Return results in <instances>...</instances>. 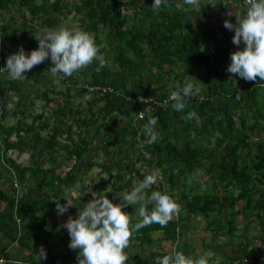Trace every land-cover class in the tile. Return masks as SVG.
Wrapping results in <instances>:
<instances>
[{"label": "trees", "instance_id": "16d2710c", "mask_svg": "<svg viewBox=\"0 0 264 264\" xmlns=\"http://www.w3.org/2000/svg\"><path fill=\"white\" fill-rule=\"evenodd\" d=\"M228 1L216 0L215 7L221 8V14L229 8ZM235 1L240 2V17H243L247 6L244 0ZM179 2L183 3L167 0L157 13L152 8L154 0H0L3 62L21 46L30 55L39 46L34 34L59 29L73 12L77 13V28L93 35L105 60L104 66L94 61L70 77L51 76L50 58L26 72L25 81L32 77L45 86L51 82V91H59L54 89L53 79L59 77L66 84L67 90L59 92L62 106L53 108L52 114L42 122L47 131L35 127L37 114L25 112L26 96L22 94L26 91L21 93L17 86L19 80L10 79L7 71L1 76V165L16 174L21 192L16 189L17 182L12 176L6 188L0 186V262L7 260L4 256L8 248L15 245L29 256L24 260L11 256L10 260L16 264H77L79 250L71 249L69 244L68 253L60 258L52 248L46 251V259H42L39 249L44 246L33 247L32 243L38 240L45 226L49 229L58 224L60 214L56 211V201L67 203L63 198L66 184L75 181L85 185L89 174L111 170L103 164L95 169L99 156L88 157L94 144L100 141L98 149H104V156L111 164L116 161L119 171L114 174L110 187L103 180L97 181L94 175V185L90 189L86 185L87 191L80 189L83 199H91L92 192L113 199L116 191H127L120 169L122 165L133 168L135 156L147 166V175L159 174L158 184L148 190L149 194L151 191L167 193L180 205L179 218H173L167 226L152 224L134 231L129 243L132 249L129 252L128 247L125 249L127 256L131 253L133 259V252L139 255L140 264H156L157 257L176 251L198 258L195 246L187 244L183 236L187 223L201 216L205 229L210 231L209 241L201 244L208 264H264V81L232 77L226 70L231 53L245 45L232 42L234 29L209 25L213 8L209 0H200L201 9L196 10L189 5L178 6ZM121 8L125 10L123 15ZM194 11L201 17L195 18ZM5 12L8 17L4 16ZM101 34L107 36L105 41L100 38ZM105 51L111 55L105 56ZM180 68L184 69L179 71ZM198 69L205 70V74ZM184 76L194 85L199 84V96L186 97L182 111L172 109L173 101L165 107L160 105L170 92L178 90L177 85L184 86ZM78 79H83V83ZM92 85H110L119 95L91 92L87 87ZM45 86L38 96L50 102ZM85 93L91 97L82 107L78 98ZM136 94L152 96L153 108L146 111L145 103L126 100V96ZM11 96L14 110L9 105ZM33 104L34 100L28 106ZM140 111L144 112L143 119L138 116ZM192 111L199 117V123L195 118L185 119ZM9 113L14 115L12 124H9ZM150 117L158 120L154 129L158 138L155 143L146 144L148 137L143 126ZM26 118L32 121L25 127ZM29 133L31 138H27ZM62 135L64 139H60ZM111 143L113 148L109 146ZM15 148L34 150L30 154L34 164L20 165L12 156ZM57 152L73 161L64 176L58 172ZM46 157L48 165L44 166L40 160ZM51 163L56 166L52 167ZM34 165L37 166L34 168ZM204 176L205 187L200 188L199 180ZM28 178L34 182L32 188ZM4 182L3 179L0 184ZM25 186L27 192L23 190ZM148 207L151 210L153 205ZM130 215L134 225L139 217L135 210ZM236 233L237 241L234 240ZM221 235L227 238L220 241ZM255 239L261 244L256 250L251 248ZM157 240H169L173 247L162 251ZM55 257L61 262L57 263Z\"/></svg>", "mask_w": 264, "mask_h": 264}, {"label": "clouds", "instance_id": "9594fccd", "mask_svg": "<svg viewBox=\"0 0 264 264\" xmlns=\"http://www.w3.org/2000/svg\"><path fill=\"white\" fill-rule=\"evenodd\" d=\"M247 9L243 17L236 16V23L230 20L224 22V27L235 31L232 42L243 48L231 53V63L226 69L247 81H264V0H245ZM186 5L198 7L200 0H184ZM167 0H154L152 8L155 12L166 5ZM213 7L217 5L216 0H209ZM123 15L125 10L120 9ZM39 46L27 54L23 48L11 54L7 58L6 70L9 78L22 81L27 71L34 66L51 59L49 74L53 77L62 73L70 77L77 71L89 66L94 61H99L104 66L105 60L99 54L93 37L87 32L80 30H69L59 28L56 30L36 32L34 34ZM177 91L171 92L169 99L173 101L172 109L182 111L186 107L185 98L198 97L200 89L191 81H186L183 87L177 85ZM141 102H146L141 97ZM141 119L143 115L141 114ZM196 119L199 117L192 111L188 112L185 119ZM157 118L150 117L143 126V132L148 137L144 143L152 144L157 140L155 126ZM158 173L146 175L142 181L134 183L130 191H125L117 196L122 197L121 203H114L106 196L92 192V198L83 209L78 212V217L69 216L62 227L68 230L70 235L69 247L79 250L77 264H126L128 256L125 249L129 246L130 238L134 231L141 228L158 224L161 227L173 219L180 212V205L167 193L151 191L149 189L157 182ZM81 184L78 182L69 189H65L64 199L67 203L61 204L56 201V211L63 215L74 204L72 200L79 199ZM127 205H134L139 220L134 225L129 213L123 209ZM149 205H153L149 210ZM39 255L46 259L47 254L43 247L39 249ZM156 264H208L206 255L193 259L186 256L182 251H176L171 255L156 258Z\"/></svg>", "mask_w": 264, "mask_h": 264}, {"label": "rangeland", "instance_id": "374dc122", "mask_svg": "<svg viewBox=\"0 0 264 264\" xmlns=\"http://www.w3.org/2000/svg\"><path fill=\"white\" fill-rule=\"evenodd\" d=\"M74 1L75 2H78L79 0H74ZM123 1H126V0H123ZM182 1H183V3H180L179 2V4L178 3L177 4H178V6H181L183 4V7H185L186 4L184 3V0H182ZM239 3L240 2L235 1V0H229L228 1L229 8H227V10L224 12L225 14H221V12H222L221 8H219V7L218 8L213 7L211 9V11H210L211 18H209L210 19V24L209 25L212 24V25H215V26H222V27H224V22L226 20H230L232 23L235 24L236 23V16H239L240 17V14H241V10L239 8ZM193 8L195 10L196 9H201L200 5L198 7H193ZM230 11H231V13H229ZM192 14L195 16V18H200L201 17V15L198 12H196V11H194ZM8 15L9 14L7 12L4 13V16L5 17H8ZM225 15H226L227 18L224 17ZM222 17H223V19L221 20ZM77 18H78L77 17V13L76 12H73L72 14H70L67 17V19L63 22V25H61L60 28H67L69 30H79V28H77V26L79 25V21H78ZM190 20L191 21L194 20V17H192V19H190ZM20 27H22L23 29L26 28L25 25H20ZM43 32H45V31H43ZM217 33H218V35L220 34L218 30H217ZM231 33H233V32L231 31L230 34ZM228 34L229 33L227 32L226 35L228 36ZM90 35L93 37L92 34H90ZM100 38H102V41H105L106 40L105 38H107V36L101 34L100 35ZM102 45H104L103 42H102L101 46ZM104 55L108 57L111 54L109 53V51H105ZM50 61H51V59H50ZM115 67H117V66H115ZM183 69L184 68H180L179 71H182ZM81 70H79V71H81ZM5 71H7V70H5ZM79 71H77L76 73H79ZM197 71L201 72L202 75L205 74V70H203V69H201V70L198 69ZM59 75H60L59 77H64V75L62 73H60ZM59 77L57 79H53V82H54L56 88H58L57 90H59V91H52L51 93H49L50 98H53L54 99V102L52 101L53 102V106H54V107H52V109L53 108H57L58 105H59V107H60V105L62 106L63 103H61V101H60L61 100L60 99L61 96L59 95V92L60 91L61 92H63V91L65 92V89L67 90L66 84ZM187 78H188L187 76H184L182 78V81L183 82H186L187 81ZM191 78L193 80H195V82L198 81V78L196 76H192ZM78 80L81 81L80 84L83 83L82 82L83 79H78ZM28 81H30L29 84H28V86L34 87V84H35L34 79L31 78ZM28 81L26 82V84L28 83ZM174 81L176 83L179 82V80L177 78H175ZM22 82L25 83V79L22 80V81H19V83H20L21 86L23 85ZM198 85L199 84H195L196 87H198ZM42 86H45V83H42L41 80H39L38 81V84L36 86V89H35L36 93L39 94V95H41L40 92H39V89H40L41 92L43 90V87ZM24 87H25L24 85L21 87V93H22ZM73 89H74V87L72 86L71 87V90H73ZM73 92H75V90L72 91V93ZM23 93H24V91H23ZM22 95L26 96V94H22ZM90 97H91L90 94L85 93L83 95H80L79 98H78V100H80L82 102V105L86 106L85 105L87 103L86 100L88 98H90ZM11 100L12 99H10V101ZM25 104H26V102H25ZM46 104L47 103L45 101H43L39 97L35 101V105H36L35 108L36 109L27 105L25 107L27 109L25 112L28 113V114H37L38 115V118H40L39 116H41V118L38 119L35 122V127L36 128H39V129H42V130L46 129V131H47L48 129L45 128V127H43L42 122H43V120H44L45 117L50 116L52 114V112H51L52 109H46L45 108ZM41 108L43 109V112L42 113H41V111H37V109H41ZM13 109H15L14 106H13ZM13 117H14V115L11 114V113H9L8 119H9L10 122L14 119ZM61 118L62 117H59V119H61ZM26 119H28V122H29L28 125H29L32 120H31V118H26ZM31 137H32V135H31V133H29V136L27 138H31ZM73 137L76 138L77 137L76 134H73ZM64 138H65L64 135H62L60 137V139H64ZM99 145H100V141L99 142L97 141L94 144V146L92 147L93 148V152L92 153H89L88 154V157L91 158V157H94V156H97V155L99 156L97 158V161L99 162V164L95 165V167H96L95 169H97V168L100 169L101 166L104 165L105 168H109L111 170H108V172H106V171H104L102 169V170H100V173L99 174H96V173H94L93 175L92 174H89L86 177V183H85V185L84 184H81V186H82L81 187V190H83V191L84 190L87 191L88 189H90L91 186L94 185V183L96 182V181H92V180H94V178H93L94 175H95V178H96L97 181L98 180H103V181L107 182L109 184V187H110V185L112 184L110 182L113 181L114 174L119 171L117 169L118 164L117 163L116 164L114 163L116 161H114L111 164V161H108V159H106V157L104 156V153H103V150L104 149H98ZM109 146H110V148H113L114 147L113 146V143L109 144ZM125 151H126V149H125ZM33 152H34V150H32L31 153H33ZM60 152H57V158H56L57 160L56 161L59 162L57 165L60 166L59 169H58V172L62 176H64L65 173H66V170L72 165L73 161H72V159H69V158L67 159L64 156L58 154ZM31 153H28L24 149L23 150L16 149V152L15 153L12 152V156H13V158L15 160H17L18 163H20V165H22V164H24V165L34 164V162H32L33 159H31V155H30ZM133 159H134V162L132 164V167L135 168V169H138V170H135L133 168L128 169V168L124 167L125 165H122V168L120 169V171H122L124 173V176H125L124 181H122V182H123V184L126 187H128V190L127 191H130L132 189L134 183L139 182V181H142L144 179V177L148 174L147 166L142 161H137V159L135 158V156H133ZM40 161H41V163L44 166H47L48 165L47 157L44 160L42 159ZM1 164H3V163H2V160L0 159V169H1V172H2V175H0V182H2L3 179L5 180L4 184L1 183L0 186L3 187V188H6V185H8V182H7L8 178L12 176V178H13V180L15 182V180H16V174L9 173L8 171H6V169ZM43 165H39L40 168H42ZM51 165H52V167L56 166L53 163H51ZM36 166L37 165H34L33 167L35 168ZM79 170H80V167H79ZM128 170H130V171H128ZM150 174H152V173H150ZM30 178L27 179V182L30 183L29 186L31 187V186H34V182ZM158 179H159V174H158ZM158 179H157V182L155 184H158ZM205 180H206V176L200 177V180H199V186H200V188H204L205 187V185L203 184V182ZM16 182H17L16 189L19 188V190L21 192L20 183L17 180H16ZM72 183L75 185L77 182L71 181L70 183L66 184V188L67 189L71 188L73 186ZM86 185L88 186V189H87V186ZM84 186H86V187H84ZM23 190H24V192H27L28 191V187L25 186L23 188ZM122 192H125V191H116L117 194H120ZM83 196H84V194H82L80 192L79 199H75V198L69 197V199L72 200V203L74 205L72 207H70L66 213H64L63 215H59V217H58V219H59L58 224L57 223H54V225H51L49 229H48L47 226H45V228H44L41 236L38 238V240L36 242H33L32 243V246L33 247H37L38 246V248H40L41 246H44L43 248L45 249V251L53 248L52 250H53V252L56 253V255L58 256V258H60V256L62 254L68 253V251H66V247H67V244H70V235L68 233V230L66 228L62 227V225L67 221V219L69 218V216H72L73 218H77L78 217L79 210L80 209H83V207L86 205V203L90 200V198L83 199ZM111 200H113L114 203H121L122 197H119V196L116 195ZM2 206H4V203H1V207ZM126 208L127 207H125L123 210L126 211V212H128L129 215H130V213H131L132 210H135V206L134 205H131L128 210ZM180 214H181V212H179L178 215H174L173 218H179ZM193 223H195L194 226L192 225ZM187 224H188V227L184 231L183 239L185 240V242L187 244H193L195 246V253L198 256H201L202 255V250H201L202 247H201V244L203 242H208L209 241V239H210L209 238L210 231H208V230L205 229V221H204V219L201 216H197L194 220L189 221ZM45 232L47 233L46 236H44L45 235ZM157 234H159V233H154V235H157ZM237 234L238 233H236L235 236H234V240L235 241L239 240V236ZM226 238H227L226 235H221V237L219 238V240L222 241V240H224ZM156 243L157 244H161L160 250H162V251H167V250H169L170 248L173 247L172 246V243L169 240H165V241L157 240ZM46 245H47V247H46ZM130 246L131 245L128 246L127 252L131 251L132 246L131 247ZM260 247H261L260 242L255 239L254 240V244L251 245V248H254V250H256V248H260ZM16 248L17 247L15 245L10 246L8 248V250H7V252H6L5 256H4L5 258H7V260H5L4 262H2V264H16L15 262H12L10 260L11 256H13V255H14V257H16L18 259H21V260H24L25 258H28L29 257L27 255V253H28L27 251H23V250L21 251V250H18ZM154 248L157 249L158 247L157 246H154ZM145 253H147V252H145ZM130 255H131V253H129V255H128V260H127L126 264H140L141 258H140L139 255L136 256L135 253L133 252V257H134L133 259L130 257ZM34 257H40V256L39 255H36ZM34 257H32V258L34 259ZM51 258H52V256H51ZM55 258L57 260V263L58 262H61V260H58L57 257H55ZM72 259H74V258H72Z\"/></svg>", "mask_w": 264, "mask_h": 264}, {"label": "built area", "instance_id": "2783aa9c", "mask_svg": "<svg viewBox=\"0 0 264 264\" xmlns=\"http://www.w3.org/2000/svg\"><path fill=\"white\" fill-rule=\"evenodd\" d=\"M243 4L245 6H247L245 0H244ZM5 66H6V63L3 62V59H2L1 54H0V78L4 74V72H6ZM87 89L91 92H99L100 94H104V93L113 94L114 93L115 95H119V92L115 91L114 88L110 85H92V86H88ZM170 94H171V92L165 98H163L159 104L164 106V107L167 106L168 103L171 102V100L169 99ZM141 97L145 98L146 102H141V99H140ZM126 100L130 101L131 103H145V110L146 111H150L153 108V101L154 100H153L152 96H147V95H143V94H136L134 96L128 95V96H126ZM1 105H2V102L0 99V107H1ZM141 114L143 115L144 112L143 111L138 112L139 117H141Z\"/></svg>", "mask_w": 264, "mask_h": 264}, {"label": "crops", "instance_id": "0c3cea01", "mask_svg": "<svg viewBox=\"0 0 264 264\" xmlns=\"http://www.w3.org/2000/svg\"><path fill=\"white\" fill-rule=\"evenodd\" d=\"M6 77V76H5ZM32 77H30L29 79H31ZM28 79V80H29ZM35 81V80H34ZM26 82H27V80L25 81V83H24V90L23 91H26V97H25V99L23 100V103H24V105H29L30 103H32L33 102V100H34V104L32 105V107L33 108H35V101L37 100V98H39V94H37L36 93V91H35V89H36V86H37V82L35 81V84H34V87H31V86H28V84H29V82L30 81H28V83L26 84ZM50 84H51V82H47V84H46V90H45V92H46V94H47V96H48V98H49V100H50V102H46L47 104H46V106H45V108L46 109H52V107H54L53 106V102H54V99L53 98H50V96H49V93H51L52 91L49 89V86H50ZM17 86H19L20 88L22 87L21 85H20V83H19V81H17ZM43 87V86H42ZM54 89L55 90H57L58 88H56V86L54 85ZM44 91V88H43V90H42V92ZM39 92H40V94L42 93L41 91H40V89H39ZM13 95H15L16 97L18 96V94H13ZM12 95V96H13ZM12 96L10 97V99H12ZM23 99V98H22ZM44 101V100H43ZM53 101V102H52ZM25 102H26V104H25ZM12 102L10 101L9 102V105H10V108L12 109V110H14L13 109V104H11ZM24 105H22V106H24ZM42 105V104H41ZM83 107H84V105H82ZM36 109V108H35ZM37 111H41V113L43 112V109L41 108V109H37ZM51 111V110H50ZM40 118H41V116H39ZM40 118H38V119H40ZM14 120V119H13ZM13 120L10 122L9 121V124H12L13 123ZM29 122L27 121L26 122V124H25V127L27 126V124H28ZM12 137L13 138H15V134H14V132H13V134H12ZM16 149H18V148H15L12 152L13 153H15L16 152ZM24 150H26L28 153H31L32 151H30V150H27V148H25ZM30 151V152H29ZM12 246V245H11ZM2 262H4V261H2ZM2 262H0L1 264H2ZM12 262H14V260H12Z\"/></svg>", "mask_w": 264, "mask_h": 264}]
</instances>
